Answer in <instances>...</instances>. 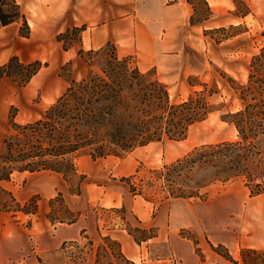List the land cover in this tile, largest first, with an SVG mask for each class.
I'll return each mask as SVG.
<instances>
[{
    "label": "rangeland",
    "instance_id": "obj_1",
    "mask_svg": "<svg viewBox=\"0 0 264 264\" xmlns=\"http://www.w3.org/2000/svg\"><path fill=\"white\" fill-rule=\"evenodd\" d=\"M187 1L186 18L176 20L173 16L172 29L166 35L164 56L155 62L142 63L137 56L134 60L145 71L154 70L160 80L166 82L174 102L186 99L196 90H204L203 84L207 83L208 89L216 91L210 96L211 112L206 119L193 125L183 139L164 138L120 156L95 160L89 154L80 155L77 163L79 170L87 174L89 188L93 190L97 188L95 185H102L106 188L105 193L97 191L90 196L84 186L82 196H69L68 184L51 173L15 174L3 186L12 191L22 205L40 195L48 197L53 186L66 194L64 201L59 199V194L51 198L48 210L41 214L39 208L36 214L0 210V230L10 226L8 233L0 231V264H142L123 259L116 246L104 238L111 236L117 240L125 232L140 241L155 236L160 225L168 223L167 210L178 202L195 212L192 220L195 227L184 231V237L194 242L201 239L204 243L212 242L217 253L226 258L232 257L228 245L237 248L242 244H253L255 247L244 248L257 249L258 253H245V261L239 251L243 264H264V193L252 196L241 179L210 184L200 188L199 195L193 197L173 198L166 193H146L151 198L147 204L152 213L145 223L131 208L132 184L148 180L153 171L171 165L203 145L239 139L238 130L228 114L241 109L243 101L230 80L247 84L252 58L264 46V0L223 1L218 9L212 10L209 5L211 13L204 0ZM7 9L12 11L14 6L9 3ZM241 16L246 17L241 19ZM79 40V32L74 30L61 44L62 47L71 43L78 45ZM21 59L28 62L37 58L27 55ZM38 59L47 63L46 58ZM79 61L61 67L44 66L25 86L9 78L0 80V151L12 115L21 123L42 117L66 91L72 79L81 80L91 70H100L101 64L90 59L87 52ZM261 146L264 148V137ZM192 178L196 180L200 174L194 173ZM2 197L1 202L15 206L11 198ZM143 197L137 196L140 201ZM49 214L54 223L52 227L46 218ZM72 214H79L80 224L87 231L78 240L61 241L57 249L44 251L40 257V218L53 231L54 227L71 223ZM89 239L93 244H88ZM48 243L46 236L44 246ZM164 253L165 246L158 245L149 258L157 257L160 260L157 264H166L160 257Z\"/></svg>",
    "mask_w": 264,
    "mask_h": 264
},
{
    "label": "trees",
    "instance_id": "obj_2",
    "mask_svg": "<svg viewBox=\"0 0 264 264\" xmlns=\"http://www.w3.org/2000/svg\"><path fill=\"white\" fill-rule=\"evenodd\" d=\"M204 2L211 13L208 1ZM9 3L14 6L12 11L7 9ZM21 18L25 28L22 25L20 34L29 36L30 26L17 1L0 0L2 25ZM84 29L85 26L68 28L58 35V41L62 42L74 30L79 32L81 40ZM72 46V43L66 44L63 48ZM86 52L90 59L101 64L99 71L91 70L81 80L72 79L66 91L42 117L25 123L16 121L15 115L10 117V129L0 151V199L8 196L15 206L0 201V210L25 214L38 211L39 197L22 205L13 192L3 186L15 174L57 173L68 184L70 195H82L88 182L87 175L79 170L80 155L89 154L95 160L120 156L164 138L183 139L190 128L206 119L212 110L210 96L216 91L208 89L207 83L203 84L204 90H196L186 99L174 102L168 85L154 70L142 71L132 56L120 57L113 43L97 50L81 48L78 53L83 57ZM44 66L47 63L39 59L26 62L13 55L0 64V80L9 78L25 86ZM230 81L243 101L241 109L228 114L238 130L239 139L196 148L171 165L153 171L148 180L132 184L134 195H142L147 200L151 198L146 193L151 192L166 193L173 198L193 197L199 195L202 187L238 179L250 189L252 196L264 193V148L261 146L264 137V46L252 58L248 83ZM194 173H199L200 178L193 179ZM58 197L64 201L62 191ZM78 215L72 214V222ZM48 218L53 221L50 214ZM104 240L115 245L123 259L134 263L123 254L118 240L111 236ZM88 244H93L92 239ZM245 253L257 254L258 251L243 248L244 261Z\"/></svg>",
    "mask_w": 264,
    "mask_h": 264
},
{
    "label": "crops",
    "instance_id": "obj_3",
    "mask_svg": "<svg viewBox=\"0 0 264 264\" xmlns=\"http://www.w3.org/2000/svg\"><path fill=\"white\" fill-rule=\"evenodd\" d=\"M16 1L20 12L28 21L30 35L20 34L23 25L22 18L8 25H2L0 20V64L7 62L13 55H18L20 58L27 55L37 59L46 58L47 66L61 67L69 62L77 64L80 62L78 52L81 48L84 50L99 49L109 42L116 46L120 57L135 58L137 56L143 60L142 63L155 62L157 58L164 56L167 46L166 35L172 29L173 16L176 20H182L186 18L189 10L187 0ZM207 1L212 10L222 7L223 1L229 2V0ZM245 17L241 16V19ZM75 26H85L81 33V40L78 45L64 49L57 37L68 28ZM136 63L142 71H145L137 61ZM43 173L51 172H38L33 175ZM51 174L63 180L61 175ZM85 186L90 196L93 193L97 194V191L105 193L106 189L102 185H95L97 188L92 190L89 188L90 182ZM60 191H63L65 196V191L55 186L48 193V197L44 198L40 195L38 199L40 214L48 210L49 200L58 195ZM67 194L72 196L68 191ZM137 196L142 195H134L131 208L141 222L145 223L151 218L152 212L147 204L150 201L144 197L140 201ZM167 213L168 223L160 225L158 233L148 240L137 241L128 232L121 233L120 237L116 238L121 244L122 252L129 260L142 264H157L160 260L157 257L149 258V256L158 245H164L165 253L160 257L164 258L166 264H243L239 251L241 252V249L247 246L255 247L253 244H242L237 248L234 245H228L232 257L226 258L217 253L214 243L208 241L204 243L201 236L198 237L201 239L200 242L184 237V231L195 227L192 223L195 218L192 208L178 202L173 204ZM46 218L51 227L54 226V223L48 217ZM80 219L79 217L74 222L54 227L52 231L40 218V257L44 251L57 249L61 241L78 240L83 235L82 231L84 229L85 232L87 231L80 224ZM9 227V225L3 226L0 231L6 234ZM46 236L49 237L47 247L44 246ZM202 253L205 255L203 256Z\"/></svg>",
    "mask_w": 264,
    "mask_h": 264
}]
</instances>
